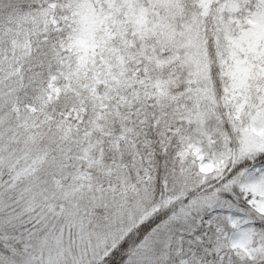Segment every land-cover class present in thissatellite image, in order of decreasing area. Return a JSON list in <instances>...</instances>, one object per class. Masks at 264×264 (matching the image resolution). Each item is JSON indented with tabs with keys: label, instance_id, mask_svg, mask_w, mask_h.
<instances>
[{
	"label": "snow or ice",
	"instance_id": "6c2138e0",
	"mask_svg": "<svg viewBox=\"0 0 264 264\" xmlns=\"http://www.w3.org/2000/svg\"><path fill=\"white\" fill-rule=\"evenodd\" d=\"M0 264H264V0H0Z\"/></svg>",
	"mask_w": 264,
	"mask_h": 264
}]
</instances>
